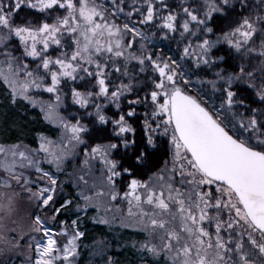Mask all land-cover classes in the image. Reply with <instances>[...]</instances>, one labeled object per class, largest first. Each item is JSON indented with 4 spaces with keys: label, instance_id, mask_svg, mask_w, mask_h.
I'll list each match as a JSON object with an SVG mask.
<instances>
[{
    "label": "snow or ice",
    "instance_id": "obj_1",
    "mask_svg": "<svg viewBox=\"0 0 264 264\" xmlns=\"http://www.w3.org/2000/svg\"><path fill=\"white\" fill-rule=\"evenodd\" d=\"M4 105L58 136L0 144V257L78 264L115 208L142 260L264 264V0H0Z\"/></svg>",
    "mask_w": 264,
    "mask_h": 264
},
{
    "label": "trees",
    "instance_id": "obj_2",
    "mask_svg": "<svg viewBox=\"0 0 264 264\" xmlns=\"http://www.w3.org/2000/svg\"><path fill=\"white\" fill-rule=\"evenodd\" d=\"M163 46V45H162ZM166 49V48H165ZM167 50V49H166ZM44 99H48L45 95ZM71 110H75L73 107ZM48 136L51 139H56L58 130L55 125H51L43 120V115L38 108L30 106L9 107L4 105L0 107V143L12 145L15 143H23L29 147L35 146L39 142V135ZM79 164V158L76 161ZM163 167V165H160ZM67 171L71 172L72 167L66 166ZM61 179L67 181V178L61 174ZM118 186L123 187L122 184ZM65 189L69 194L76 191L72 183H65ZM123 209V214L127 212V205L120 204ZM34 210V205H30L26 198H21L17 204V219L21 222H26L28 214ZM135 210V209H134ZM84 216L83 213H81ZM95 210L89 209L87 216L84 219L83 229L86 230L87 238L83 244L87 248L86 255L92 250L93 238L95 240H104L109 244V255L121 261V264H162V261L152 257L141 259V252L137 249L139 243L143 242L146 234L132 227H125L121 223V215L116 219L109 220V224H99L88 217H95ZM100 215H102L100 213ZM74 218V217H73ZM136 244L137 247H132ZM2 260H11L13 264H21L23 256L11 255L10 257H0ZM81 261L80 264H84Z\"/></svg>",
    "mask_w": 264,
    "mask_h": 264
},
{
    "label": "rangeland",
    "instance_id": "obj_3",
    "mask_svg": "<svg viewBox=\"0 0 264 264\" xmlns=\"http://www.w3.org/2000/svg\"><path fill=\"white\" fill-rule=\"evenodd\" d=\"M38 145H39V142L35 146H33L32 148H36V147H38ZM45 167H47V165H45ZM118 207L121 208V206H118ZM146 210H147V208H146ZM101 214H102L101 216H104V218H106L108 220L116 219V217L118 215H120V213L117 212L115 210V208L110 213L105 214V213L101 212ZM113 217H115V218H113ZM86 251H87V248L85 246H83L81 249V254L78 258V264H80L81 261H84L83 259H85L84 264H101L100 258L92 255V250L88 255H86Z\"/></svg>",
    "mask_w": 264,
    "mask_h": 264
}]
</instances>
